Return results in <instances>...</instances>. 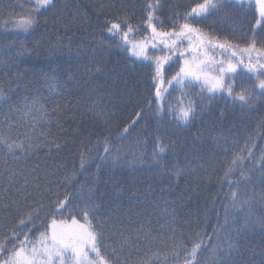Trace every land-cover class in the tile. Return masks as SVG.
Listing matches in <instances>:
<instances>
[{
  "label": "snow or ice",
  "instance_id": "6c2138e0",
  "mask_svg": "<svg viewBox=\"0 0 264 264\" xmlns=\"http://www.w3.org/2000/svg\"><path fill=\"white\" fill-rule=\"evenodd\" d=\"M59 2L27 0L28 8L20 5L23 9L20 16L15 20L9 19L6 25L29 32L39 28L41 18L51 13L57 40L55 47L49 49V54L55 55L65 39L71 52L74 30L85 24L92 26L88 12H80L79 9L91 8L99 21L102 36L100 40L93 41L97 48H104V39H108L105 53L115 46L129 53L134 58L133 63L139 62L151 69L152 98L145 100V104L157 118L156 134L152 137V159L157 167L159 158L169 151L174 153L175 148V145L165 143L164 133L160 130L164 116H172L177 128L190 127L197 117L200 106L190 98L186 89L199 88L201 94L208 93L206 98L209 101L224 99L233 108L239 107L242 115L251 116L255 111L264 110V0H254L258 18L248 33L241 34L238 40L206 31L198 25L220 14L227 20V10L234 4L242 5L243 0H201L189 5L183 12L180 11V4L173 5L166 0H144L143 3L136 0H101L87 6L78 3L76 11L70 10L67 4L58 7ZM59 29H63V34ZM79 55L80 49L77 50ZM96 55L94 48L93 64L85 68L88 79H94L96 73L103 74L102 62L95 59ZM58 70L64 72L67 81L79 83L77 74L70 67L57 65L52 74L55 75ZM238 77L240 83H237ZM244 79L253 82L251 87L243 83ZM45 82L49 83L51 91L47 77ZM116 83L113 79V84ZM68 88L69 92L73 91L74 84L70 83ZM177 91L180 95L170 102L169 98ZM13 99L0 88V104H7L10 113L13 112ZM43 104L38 93L31 98L25 97L23 107L16 110L20 113L18 117L5 115L0 120V153H3L0 162V215L4 218L0 226V264H129L132 251L142 246L146 249L145 255L135 264H154L149 260L148 253L159 257V251L150 247V242L158 239L162 243L165 239L170 241L162 264H204L202 257L209 249L212 252L211 264H264V243L259 251L251 243L257 228L264 240V216L252 221L245 219L242 223L234 221L226 243L213 245L211 242L214 238L220 241L217 229L225 230V225L229 224L227 211L225 225L217 223L211 236L207 232L196 231L187 238L182 234L178 237L173 225L180 216L179 203L166 198L162 190L159 196V200L163 201L161 205L149 188L146 198L140 201L141 207L130 209L128 213L129 220L134 221L138 216L146 219L147 224L128 229L116 209L108 214L102 211V202L108 193L98 187V175L87 187L81 186L79 202H74L67 192L61 194L59 188L72 182L79 183L75 180V173L66 175L62 184L57 185L51 179L56 175L52 169H40L38 165L21 168V163L26 164L40 151L51 155L53 150L59 152L68 143L63 135L66 130L59 121H56L59 133L54 135L45 130L53 122L56 110L49 113ZM200 110L203 112L204 109L201 107ZM88 112L94 121L104 125L105 130L110 127L108 114L98 100L93 101ZM220 117H224L223 112ZM144 119L145 112L141 108L120 130L117 139H127ZM259 126L264 133V121ZM5 128L7 131H4ZM138 143L146 147L148 141L141 138ZM92 148L102 161L119 159L121 149L113 150L109 136H104L103 140L97 137ZM255 148L254 138L249 137L245 146L237 149L227 163L225 178L239 170L243 180L251 183L252 177L245 175V170L256 172L259 174L256 179L264 189V150L257 157L253 151ZM143 156L142 149L137 153V161H142ZM196 167L203 168V164ZM168 172L176 178L186 174L185 169L176 166ZM191 174H197L196 168H192ZM164 175L161 171V176ZM169 188H172L171 182ZM255 195L254 191L252 197ZM252 197L242 198L237 191H232L230 207L243 209L250 204ZM260 198L264 201V193ZM153 214L160 218L157 220L158 229L152 227ZM161 220L164 222L161 223ZM106 228H110L113 236L119 237L111 250L107 247ZM167 232H171V236L166 237Z\"/></svg>",
  "mask_w": 264,
  "mask_h": 264
},
{
  "label": "trees",
  "instance_id": "16d2710c",
  "mask_svg": "<svg viewBox=\"0 0 264 264\" xmlns=\"http://www.w3.org/2000/svg\"><path fill=\"white\" fill-rule=\"evenodd\" d=\"M93 2L100 3L101 0H60L58 7L67 4L70 10L76 11L78 3L87 6ZM136 2L143 3L144 0ZM166 2L180 4V11L183 12L189 5L201 0ZM20 5H24V9L29 6L27 0H0V88L5 90L7 96L14 98L11 113L7 104H0V120L5 115L18 117L20 113L16 110L23 107L24 98H31L38 93L49 113L56 110L53 122L45 130H50L54 135L59 133L60 129L56 127V121H59L66 130L63 135L68 141L59 152L53 150V153L48 155L42 150L33 155L26 164H20L21 168L38 165L40 169H52L56 175L51 179L57 185L62 184L66 175L75 173V180L79 183L72 182L59 188L61 194L67 192L74 202H79L81 186L87 187L98 175V187L102 192L108 193L103 199L102 211L108 214L116 209L124 220V227L128 229L147 224L146 219L138 216L134 221L129 220L128 213L130 209L136 210L141 207L140 201L146 198L149 188L156 194L158 200L163 190L166 198L179 203L180 216L173 225L178 237L182 234L187 238L196 231H204L211 236L217 223L225 225L227 211L229 224L225 225V230L217 229L220 241L214 238L211 242L213 245L226 243L231 231L230 226L234 221L242 223L245 219L252 221L264 216V201L260 198L264 189L256 179L259 174L245 170V175L252 177L251 183L243 180L239 170L228 178L224 175L225 167L234 152L242 149L249 137L254 138L256 148L253 151L257 157L264 150L262 138L264 133L259 126L260 122L264 121V110L255 111L251 116L242 115L239 107L233 108L230 102L224 99L216 98L209 101L206 98L208 93L201 94L199 88L186 89L185 91L190 93V98L200 106L197 108V117L190 127L177 128L172 116H164L160 130L164 133L165 143L175 145V148L174 153L169 151L159 158L157 167L152 159V137L156 134L157 118L145 104V100L152 98L151 69L143 67L139 62L133 63L134 58L129 53L120 51L115 46L105 53L104 48L109 45L108 39H104V48H97L93 41L100 40L102 36L98 27L99 21L91 8L79 9L80 12H88L92 26L85 24L82 28L74 30L71 52L65 39L55 55H50L49 49L55 47L57 40L52 14L41 18L39 28L25 32L10 24L6 25L9 19L15 20L20 16L23 11ZM227 17V20H224L223 14L210 17L198 26L222 37L238 40L241 34L248 33L258 18L255 15L254 4L245 2L242 5L234 4L227 10ZM59 30L63 34V29ZM103 36L106 37L107 34L104 33ZM94 48L97 51L95 59L102 62L103 74L96 73L94 79H88L85 68L93 64ZM78 49L81 50L79 56ZM57 65L63 68L70 67L77 74L79 83L67 81L66 75L60 70L53 75L52 69ZM46 77L51 83V91L49 83L45 82ZM113 79L117 81L115 85ZM240 82L238 77L237 83ZM70 83L74 84L71 92L68 88ZM243 83L251 87L253 82L244 79ZM179 95L178 91L173 93L169 101L173 102ZM96 100L106 110L111 122L107 130L103 124L94 121L88 112L89 106ZM201 107L204 109L203 112L200 110ZM256 107L259 108V104ZM141 108L144 109L145 119L140 122V126L131 131L127 139H117L120 130L126 123H130V118H134V113ZM221 112L224 113L223 118L220 117ZM104 136L110 137L114 151L115 148L121 149L119 159L109 158L102 161L97 158L92 145L95 144L97 137L103 140ZM141 138L148 141L146 147L138 143ZM142 149L143 160L138 162L137 153ZM2 157L3 153H0V162ZM198 164H203V168L196 167ZM172 166L185 169L186 174L179 178L172 177L168 172ZM192 168H196V175L191 174ZM161 171H164V176H161ZM232 191H237L242 198L252 197L254 191L256 195L243 209H236L230 207ZM159 202L163 204L162 200ZM158 219L160 218L157 215H152L153 228H159ZM163 222L161 220V223ZM3 223L4 218L0 215V226ZM167 236H171V232H167ZM105 238L109 250L119 239L118 236L112 235L110 228L105 229ZM251 243L257 251L264 243L259 228L256 229ZM169 246L170 241L166 239L164 243L159 239L151 241L150 247L159 251V257L149 252V260L154 264H162ZM145 251L144 246L133 250L129 264H135L137 259L144 257ZM202 259L204 264H211V249Z\"/></svg>",
  "mask_w": 264,
  "mask_h": 264
},
{
  "label": "rangeland",
  "instance_id": "374dc122",
  "mask_svg": "<svg viewBox=\"0 0 264 264\" xmlns=\"http://www.w3.org/2000/svg\"><path fill=\"white\" fill-rule=\"evenodd\" d=\"M245 3H249V0H243ZM252 3L254 4V0H252Z\"/></svg>",
  "mask_w": 264,
  "mask_h": 264
}]
</instances>
